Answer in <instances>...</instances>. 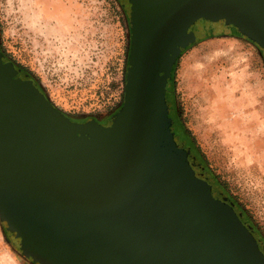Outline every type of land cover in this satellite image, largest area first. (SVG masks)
I'll return each instance as SVG.
<instances>
[{"label":"water","instance_id":"95a60500","mask_svg":"<svg viewBox=\"0 0 264 264\" xmlns=\"http://www.w3.org/2000/svg\"><path fill=\"white\" fill-rule=\"evenodd\" d=\"M119 1L130 48L108 122L71 119L0 51V222L35 264H264L189 162L170 103L201 37L231 25L264 53V0Z\"/></svg>","mask_w":264,"mask_h":264},{"label":"rangeland","instance_id":"374dc122","mask_svg":"<svg viewBox=\"0 0 264 264\" xmlns=\"http://www.w3.org/2000/svg\"><path fill=\"white\" fill-rule=\"evenodd\" d=\"M129 31L119 0H0L1 53L74 120L108 122L120 108ZM170 92L207 175L264 228V53L229 25L182 52ZM0 264H35L1 222Z\"/></svg>","mask_w":264,"mask_h":264},{"label":"flooded vegetation","instance_id":"af4514ba","mask_svg":"<svg viewBox=\"0 0 264 264\" xmlns=\"http://www.w3.org/2000/svg\"><path fill=\"white\" fill-rule=\"evenodd\" d=\"M233 28H235V27H233ZM15 67L18 69L17 66H15ZM25 76L26 75L23 73V71H21L17 74V77H20L22 79H31V78L25 77ZM75 121H81V120H75ZM181 135L182 136L179 139L181 146L184 149L189 148V155H188L189 162L192 164L194 169L198 172L199 176L202 179H205V181L212 186L213 195L216 198L225 201L233 209L238 211V213L240 214V219H241L242 223L248 227L249 231L252 233V235L254 236V238L256 240L258 248L264 254V228L262 227L263 223L260 222L259 220L258 221L252 220L250 218V216L248 215V213L245 211V209L242 208V206L237 205L235 202H233V200L227 194H225L224 191L220 188V186L217 184L216 180L207 175V171H208L207 168L204 166L199 154L197 153V150H196L194 144L188 140L187 135L184 132L183 128L181 130Z\"/></svg>","mask_w":264,"mask_h":264},{"label":"trees","instance_id":"16d2710c","mask_svg":"<svg viewBox=\"0 0 264 264\" xmlns=\"http://www.w3.org/2000/svg\"><path fill=\"white\" fill-rule=\"evenodd\" d=\"M130 32V31H129ZM130 43V42H129ZM129 48H130V45H129ZM123 82H124V84H125V78H124V80H123ZM123 93H124V91H123ZM122 104V103H121ZM209 175V174H208ZM220 188H221V186H220ZM222 189V188H221Z\"/></svg>","mask_w":264,"mask_h":264}]
</instances>
